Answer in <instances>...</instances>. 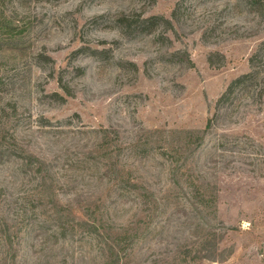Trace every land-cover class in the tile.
<instances>
[{"label": "rangeland", "instance_id": "obj_1", "mask_svg": "<svg viewBox=\"0 0 264 264\" xmlns=\"http://www.w3.org/2000/svg\"><path fill=\"white\" fill-rule=\"evenodd\" d=\"M263 43L248 0H0V264H264Z\"/></svg>", "mask_w": 264, "mask_h": 264}, {"label": "trees", "instance_id": "obj_2", "mask_svg": "<svg viewBox=\"0 0 264 264\" xmlns=\"http://www.w3.org/2000/svg\"><path fill=\"white\" fill-rule=\"evenodd\" d=\"M248 5H250L251 9L254 10L255 13H257L263 20H264V0H248ZM116 22L120 23L123 25L125 29H132L133 31L138 33V34H144V35H152L156 29L163 24H170V22L163 17H158V16H152L145 18L143 14H133L130 16L126 15H121L116 17ZM261 51H264V43L262 45ZM260 58L258 54L254 55L250 59L251 66L253 68H257L256 60ZM260 72L257 70H254L250 73L241 75L234 79L230 85L228 86L227 90L224 92V94L221 96V98L218 100L217 104H225L228 101H230L231 97L235 94L238 88L242 86H250V85H256L258 78H259ZM257 86V85H256ZM65 89L67 93L66 87ZM53 95L57 96L59 99H63L64 97L60 96L57 93H54ZM67 95H69L67 93ZM258 96L260 98L264 97V86L259 88V94ZM25 159V158H23ZM36 167V172L41 174L46 170L45 164L38 160V158H29L27 160V166L31 167L34 166ZM11 238V236H9Z\"/></svg>", "mask_w": 264, "mask_h": 264}]
</instances>
